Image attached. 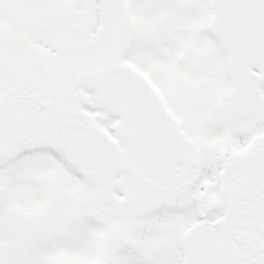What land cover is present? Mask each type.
I'll use <instances>...</instances> for the list:
<instances>
[{
	"label": "snow or ice",
	"instance_id": "1",
	"mask_svg": "<svg viewBox=\"0 0 264 264\" xmlns=\"http://www.w3.org/2000/svg\"><path fill=\"white\" fill-rule=\"evenodd\" d=\"M0 264H264V0H0Z\"/></svg>",
	"mask_w": 264,
	"mask_h": 264
}]
</instances>
